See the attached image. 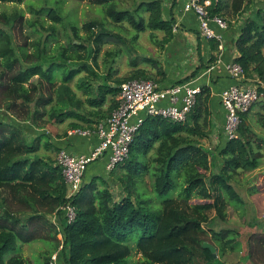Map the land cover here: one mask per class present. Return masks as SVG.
Returning <instances> with one entry per match:
<instances>
[{
  "label": "trees",
  "instance_id": "trees-1",
  "mask_svg": "<svg viewBox=\"0 0 264 264\" xmlns=\"http://www.w3.org/2000/svg\"><path fill=\"white\" fill-rule=\"evenodd\" d=\"M24 1L0 0V264H32L19 244L37 240L50 246L46 264L60 246L66 264H226L223 257L241 245L239 232L222 226L228 206L238 209L244 204L236 178L259 168L264 157V136L248 122L252 108L241 114L235 137L221 134L220 162L202 142L212 133V91L202 85L185 121L148 116L126 160L109 177L93 176L68 199L60 165L40 154L44 147L61 149L46 132L35 129L68 119L85 121L69 122L70 130L93 129L98 123L93 125L88 116L106 119L104 105L112 96L110 109L117 106L123 81H161L165 71L159 58L173 38L175 20L164 18L163 0H78L92 4L97 12L81 25L66 22L52 7L33 8L36 18H27L18 8ZM227 1L215 4L212 15L222 17ZM259 1L241 27L240 54L233 62L241 65L247 79L264 84V0ZM242 3L231 0L233 11L240 15L253 6L252 0L243 8ZM3 4L15 6L9 12ZM40 16L47 17L50 25ZM27 24H34L38 37L29 42L25 36L23 44L17 43L14 32ZM57 24L70 26L71 33L62 35ZM146 31L154 51L141 48L140 34ZM110 42L115 45L105 51V70L100 71L99 54ZM219 45L215 41L213 48ZM123 53L131 55L135 68L113 79L112 64ZM142 63L163 78L139 67ZM114 185L121 186L118 200ZM66 204L75 207L74 219L60 216V224L52 221L50 217L60 214ZM206 223L216 225L206 228ZM204 242L216 246L217 257ZM246 248L252 264H264V230L248 233ZM134 252L141 255L136 261Z\"/></svg>",
  "mask_w": 264,
  "mask_h": 264
},
{
  "label": "built area",
  "instance_id": "built-area-1",
  "mask_svg": "<svg viewBox=\"0 0 264 264\" xmlns=\"http://www.w3.org/2000/svg\"><path fill=\"white\" fill-rule=\"evenodd\" d=\"M220 0H188L184 10L193 11L199 18L200 34L206 39H220L221 36L212 27H228L227 21L218 15H212L211 9ZM228 71L234 78V84L221 92L222 104L226 110L224 135L227 139L236 136L241 124V114L249 111L260 98L258 85L247 79L240 64L233 62ZM193 81V80H192ZM169 86H160L152 79H131L123 81L117 96V106L110 116L99 122L93 129H72L71 135L83 137L95 136L98 143L88 153H74L62 148L57 164L62 169L68 199L76 196L84 185L85 174L89 166L99 160H105L109 173L115 166L129 156L134 138L148 116L160 115L172 121H185L196 104L199 86L191 82ZM76 209L71 204L61 207L58 218L72 221ZM57 254L52 255L50 264H56Z\"/></svg>",
  "mask_w": 264,
  "mask_h": 264
},
{
  "label": "crops",
  "instance_id": "crops-1",
  "mask_svg": "<svg viewBox=\"0 0 264 264\" xmlns=\"http://www.w3.org/2000/svg\"><path fill=\"white\" fill-rule=\"evenodd\" d=\"M187 1L188 0H163V16L165 19L174 18L175 28L173 30L172 40L165 46V49L161 52V57L159 58L165 71V77L163 78L162 75H159L157 79H163H161V81H157V83H159L160 86L165 87L193 80L191 82L192 86L201 87L202 85H209L212 91V133L208 139H203L202 142L203 144L204 141H207V143L215 142L219 145L226 121V110L222 104L221 92L235 82L234 78L228 71V65L233 63V61L240 54L237 48V39L241 34V27L244 21L255 12V10H253L254 4L256 2L260 4L261 2L259 0H252L253 6H251L250 9H245L244 13H241L240 15L233 11L231 0H228V3H225L226 6L223 9V14H221L227 21L228 27L220 29L215 24H212V27L218 32V34H220L221 38L206 39L200 34L199 18L197 14L193 11L184 10V4ZM249 2L250 0H243L241 8L245 7L247 3L249 4ZM214 40L220 43L218 49L213 48V43L215 42ZM212 58H214L215 61L210 63ZM143 64L144 63H142L139 67H145L148 70H152L150 66H145ZM201 64L203 67L194 76H190ZM133 68L135 67L132 66V69L127 73V75L133 70ZM154 71L155 70H152L153 73ZM188 76L190 77L185 79ZM249 80L256 83L258 88L261 86V90L259 91V100L250 110L248 122L252 124L254 130L260 132L264 136V84H260L259 80ZM111 97L112 96L108 97V101L104 105V109L107 112L108 117L112 112L110 109V105L112 104ZM108 117H106V119ZM88 118L94 122L93 125L99 123L98 120L102 119L92 117L90 115ZM73 120L81 123L85 122L79 119H70L69 122ZM104 120L105 119H102L101 122ZM68 130V135L66 136L58 137L56 134L52 136L54 145L59 149L65 148L74 153H88L98 143V139L95 136L83 137L71 135L69 133L71 130ZM38 131L41 132L40 130ZM217 159L221 162V158L218 154ZM105 164V160H99L92 163L85 174V181L92 179L93 176L96 175L108 176ZM216 169L214 168L213 171ZM260 170L262 172L264 171V161L256 171ZM261 183L264 186V179H262ZM58 216L59 214L53 215L50 218L52 221L55 222V220H58V223H60L61 220ZM32 244H37L36 248L40 253L42 263H37L31 258L29 250L31 249ZM19 245L24 257L32 264H46V248L50 247L48 243H45L44 241H35L26 244L20 243ZM36 248L34 247L33 250H36ZM58 250L62 249L59 248ZM58 250L56 252H58ZM56 252L53 254H57ZM49 261L51 262L52 258L51 260L49 259ZM55 263L66 264L63 250L60 254H57Z\"/></svg>",
  "mask_w": 264,
  "mask_h": 264
},
{
  "label": "rangeland",
  "instance_id": "rangeland-1",
  "mask_svg": "<svg viewBox=\"0 0 264 264\" xmlns=\"http://www.w3.org/2000/svg\"><path fill=\"white\" fill-rule=\"evenodd\" d=\"M15 5L13 4H3V9L8 10L9 12L12 11ZM52 7L58 10L66 20V22H76L79 25H81L83 22L88 21L91 17L96 16L97 12L95 9V6L92 4L86 2V1H78V0H25L21 4L18 5V8L23 9L25 11V16L27 18H31L34 20L36 16L35 14L32 13L33 8H40V7ZM102 13L103 11L100 10ZM46 16V13H41ZM103 15V13H102ZM40 16V20L44 22L46 26L50 25V21L48 20L47 17ZM34 25V24H33ZM25 26L23 30L15 31L14 34L16 42L17 43H24L25 36L28 38V41L30 42L34 38L38 37L39 34L36 33L34 27ZM58 25V24H57ZM39 26V23L37 27ZM62 35H64L65 31H68V33H71L70 26L65 27L63 24L58 25ZM66 28V29H65ZM43 35L46 34V32H43L41 29ZM160 33V32H159ZM134 32L131 33V36H133ZM149 31L146 32H141L140 34V41H141V48H143V52H148L152 51L155 49L154 45L152 42H150L149 39ZM162 33H160L161 35ZM115 44L113 43H107L103 46L99 57H98V62H99V67L98 69L100 71H104V59L106 57L105 51L110 50V48H113ZM130 54H121L120 56L117 57V60L113 62L112 64V74H113V79L122 77L127 75V73L132 69V65L130 64ZM145 66H149L148 64H143ZM156 71V70H155ZM154 71V75L156 78L159 77L157 73ZM75 87V84H72ZM80 91H78L79 93ZM81 95V92H80ZM88 106V104L86 105ZM48 119V115L43 117L42 120H39L40 124H44L45 120ZM70 119L63 123H59L55 120L50 121L53 122L54 124H48L45 125V129H38L36 128V132H39L38 130L42 132H46L50 139L49 141L52 142V136L56 134H63L65 131H67L70 127L67 125ZM28 124L24 123L25 125ZM34 132V131H33ZM27 133V132H26ZM70 133V132H69ZM28 134V133H27ZM30 134V133H29ZM204 144L207 146V148L212 152V154H215L217 157V154L219 153L217 149L218 144L215 142H210L207 143V141H204ZM203 144V145H204ZM204 145V146H205ZM205 146V147H206ZM40 154L43 156L51 157L53 160L57 161L59 151H56L55 148L49 147L48 149L46 147L42 148L40 150ZM264 159L262 160V162ZM258 170L255 169L252 172L248 173H243L237 176L236 178V183L238 187V191L242 195V198L244 199V204L240 205L238 209H236L233 205L228 206V216L227 220L225 222H222L223 227H231L233 229H236L239 232L240 235V240H241V245L240 248L236 249L235 251H228L227 254L223 257L224 262L226 264H252L251 261H249L248 256L246 254V239L248 233L252 231H263L264 230V186L261 183L262 179H264V171H256ZM107 176V175H106ZM109 177V175L107 176ZM146 180L148 184L150 183V178L149 176L146 177ZM114 182V181H113ZM121 187V186H120ZM120 187L117 185L113 186V191L115 193V198L118 200L120 195ZM255 189V191H253ZM157 196V195H156ZM159 202V199H156V203ZM214 210L210 213V216H214ZM58 223V220L56 221ZM60 224V223H58ZM212 225H216L215 223L213 224H205L206 228H211ZM216 228H220V226H216ZM63 234H59V238H62ZM41 241V240H37ZM35 242V241H33ZM37 244H32L30 251V256L32 259H34L37 263H42V258L40 256L39 251H37L36 248ZM34 247L36 250H33ZM50 247H47L46 250H48ZM61 248V246H60ZM45 250V251H46ZM62 250H58L56 252L57 254H60ZM62 254V253H61ZM141 257L140 254L135 253L133 254V260L136 261Z\"/></svg>",
  "mask_w": 264,
  "mask_h": 264
},
{
  "label": "water",
  "instance_id": "water-1",
  "mask_svg": "<svg viewBox=\"0 0 264 264\" xmlns=\"http://www.w3.org/2000/svg\"><path fill=\"white\" fill-rule=\"evenodd\" d=\"M203 246L205 248H209L211 250V252L214 254V256L217 257V248L215 245H213L212 243H209V242H204Z\"/></svg>",
  "mask_w": 264,
  "mask_h": 264
}]
</instances>
